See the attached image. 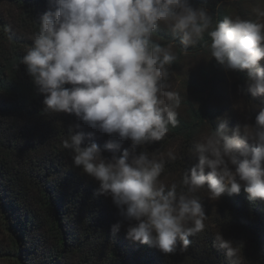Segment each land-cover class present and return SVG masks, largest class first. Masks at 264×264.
<instances>
[{
    "label": "clouds",
    "instance_id": "clouds-1",
    "mask_svg": "<svg viewBox=\"0 0 264 264\" xmlns=\"http://www.w3.org/2000/svg\"><path fill=\"white\" fill-rule=\"evenodd\" d=\"M33 44L22 58L38 91L44 94V110L75 114L91 129L118 134L104 147L120 149L132 140V151L107 158L95 131L80 123L64 141L73 152V164L99 182L96 195L111 197L119 214L128 221L126 238L148 244L165 254L187 251L190 236L204 230L207 218L201 202L176 185L159 179L164 169L136 145L159 141L168 125L178 123V96L165 91L166 65L175 57L152 41L160 24L180 35L184 45L194 44L212 25L205 9L190 0H50ZM258 15L264 16V11ZM210 52L225 70L246 71L247 90L264 95V23L225 17L209 32ZM71 85V87H65ZM175 101V106L165 101ZM243 131V135H241ZM231 132V135H229ZM255 143L249 146L247 140ZM198 163L187 170L182 183L195 192L207 187L210 199L239 194L264 200V106L255 125L225 123L195 145ZM170 159H175L169 153ZM123 221L112 225L115 235ZM229 260L237 257L233 241L218 234L213 242ZM238 264V261H234Z\"/></svg>",
    "mask_w": 264,
    "mask_h": 264
},
{
    "label": "trees",
    "instance_id": "trees-1",
    "mask_svg": "<svg viewBox=\"0 0 264 264\" xmlns=\"http://www.w3.org/2000/svg\"><path fill=\"white\" fill-rule=\"evenodd\" d=\"M243 1L190 0L212 18L211 27L194 44L186 46L163 23L158 26L152 41L166 49L171 43L178 46L172 54L175 60L166 65L165 91L179 95L175 84L185 54L207 51L209 32L218 21L232 18L229 4ZM49 9L55 10L50 0H0V264H264V200H250L243 188L239 194L225 193L212 200L206 186L192 192L182 183L185 172L198 163L195 145L204 136L221 123L230 130L237 125L242 129L244 120L254 122L264 106V95L248 92L247 72L230 70L234 76L230 85L227 70L214 60L210 72L203 69L188 83L190 97L175 107L177 125L169 124L163 139L135 147L137 154L143 151L162 161L160 181L166 187L175 184L178 194L197 198L207 217L204 230L189 237L187 251L178 246L165 254L126 238L129 222L111 197L95 194L99 182L75 167L72 150L64 147V141L79 130L76 123L84 131H95L91 140L107 158L124 149L131 152L132 140L109 150L106 141L118 134L91 129L75 114L45 111L44 94L21 62ZM240 14L244 20L264 23L253 13ZM165 102L175 106V101ZM239 105L245 109L244 119L238 114ZM247 143L251 147L255 142L249 138ZM117 221H123L122 227L113 235ZM218 234L233 241L237 249L233 260L213 246Z\"/></svg>",
    "mask_w": 264,
    "mask_h": 264
},
{
    "label": "rangeland",
    "instance_id": "rangeland-1",
    "mask_svg": "<svg viewBox=\"0 0 264 264\" xmlns=\"http://www.w3.org/2000/svg\"><path fill=\"white\" fill-rule=\"evenodd\" d=\"M229 7L231 8V16L233 19H235L236 17H240L241 19H243L240 13L244 12L246 14L253 13L258 17L259 20L264 22V16L258 15L259 11H264V0H245L241 4H229ZM240 8H242L243 10H241ZM165 27L170 29V27L166 25ZM167 49L170 50L171 54H173L178 50V46L175 43H171ZM207 49V51H201L199 53L185 54L182 69L177 75V82L175 84V91L177 94H179L178 96L180 98L179 107L183 106L182 100H185V98H188L191 95V90L187 87L190 80H192V78H199L200 73L203 69L207 70V72H210L211 70V66L215 58L211 57L210 45H208ZM227 80L230 85L234 81V76L230 70H227ZM238 107V114L241 119H244L243 116L245 109L241 105H239ZM245 124L255 125V121L252 122L248 119H245L244 125Z\"/></svg>",
    "mask_w": 264,
    "mask_h": 264
}]
</instances>
